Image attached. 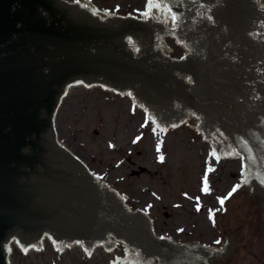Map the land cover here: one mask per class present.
Returning <instances> with one entry per match:
<instances>
[{
    "label": "water",
    "instance_id": "water-1",
    "mask_svg": "<svg viewBox=\"0 0 264 264\" xmlns=\"http://www.w3.org/2000/svg\"><path fill=\"white\" fill-rule=\"evenodd\" d=\"M160 2L176 26L155 8L138 20L89 8V0H0V264L9 241L41 250V235L59 251L79 238L87 257L100 241L122 244L124 257L107 264H210L232 255L225 234L218 251L155 239L146 211L126 214L124 201L60 151L52 118L76 79L139 101L158 132L193 116L201 141L218 144L216 156H241L235 192L258 193L264 206V0ZM171 24L186 43L167 35L168 48H153Z\"/></svg>",
    "mask_w": 264,
    "mask_h": 264
},
{
    "label": "rangeland",
    "instance_id": "rangeland-1",
    "mask_svg": "<svg viewBox=\"0 0 264 264\" xmlns=\"http://www.w3.org/2000/svg\"><path fill=\"white\" fill-rule=\"evenodd\" d=\"M89 4L117 14L139 15L144 10L143 0ZM131 109L136 112L137 107L128 95L69 84L55 113L56 137L101 181H114L132 207L147 210L159 234H170L178 244L197 243L217 251L225 234L233 242L232 255H223V261L209 258L210 264H264V206L259 194L232 192L235 182H241L239 171H244L241 156L215 155L216 165H209L205 157L211 141H201L199 130H193V116L158 132L156 124ZM206 174L207 192L202 190ZM61 250L50 247L47 238L41 250L21 251L13 245L9 262L107 264L124 257L122 244L109 252L97 247L89 257L79 247Z\"/></svg>",
    "mask_w": 264,
    "mask_h": 264
},
{
    "label": "bare ground",
    "instance_id": "bare-ground-1",
    "mask_svg": "<svg viewBox=\"0 0 264 264\" xmlns=\"http://www.w3.org/2000/svg\"><path fill=\"white\" fill-rule=\"evenodd\" d=\"M64 2H68V3H72V4H76V5L82 6V1H78V0L77 1H71V2L70 1H64ZM89 8H94V7H92L89 4ZM124 17L130 18L129 16H124ZM136 19L139 20V18H136ZM76 85L88 86V87H91V86H100L99 82L76 83ZM105 89H110V87L105 88ZM132 102H133L134 105H136L137 109H136V112H134L133 109L129 110V112L130 113H135L136 116H138V114H142V116H145L146 117V115H145V113H144V111H143V109H142L139 101H132ZM138 106H139V108H138ZM210 148L211 149H209L208 146H207V149H206V157L205 158H206L207 161L210 160L209 165H212L213 166V165H216V161H215L216 158L213 155H211V153L213 152V148H218V144H216L214 142H211L210 143ZM66 150L67 149H63V148L60 149V151H62L64 153H68L71 156L73 154L74 157L80 159L78 165L79 166H83L85 168V170H86V172H87V174H88L89 177L95 178V180L97 182V185L104 184V187H105V189H106L107 192L111 193L115 197H117L120 200H122V201L125 202L126 214L146 211V219H151V216H150V214H149V212L147 210L143 209L142 207H132L131 206V203L129 202V200L127 199V197L119 190V188H117L114 185V181H108L106 179H105V182L104 181H101V179L99 178L98 174H96L90 168L86 167L87 163H86L85 160H83L82 157H80L78 154H74L73 152H70V151L68 152ZM198 208L203 209L202 206H200V205L198 206ZM149 234H155V239L167 238L170 241H172L174 244H178L170 234H168L166 232L165 233L163 232L162 234H159L157 232L155 226H154L153 220H151ZM46 238L48 239V236L47 235H42L41 236V247H43L45 245ZM13 245H14V242L9 241L7 258H4V263H6V264H10V262H9V253H10V250L13 248ZM180 245H186V246H192V247H198V248H200L199 244H197V243H195V244H180ZM117 246H115L114 248L116 249ZM71 247H79L81 249L80 242H79V238H75V244L67 245V246H62L61 249L71 248ZM97 247H101V241L99 243H97L95 246H93L91 249H89V253L92 251V249H95ZM27 249L30 250V248H27ZM104 249H105L106 252H109L110 250H112V248H107V247H104ZM35 250H39V249H35ZM83 251L85 253L87 252V250H83Z\"/></svg>",
    "mask_w": 264,
    "mask_h": 264
},
{
    "label": "snow or ice",
    "instance_id": "snow-or-ice-1",
    "mask_svg": "<svg viewBox=\"0 0 264 264\" xmlns=\"http://www.w3.org/2000/svg\"><path fill=\"white\" fill-rule=\"evenodd\" d=\"M153 8H155L157 10L167 9V12L169 14L172 13V9L169 8L167 4L160 3V0H147L146 11L143 13V15L145 17H148L151 14ZM170 18H171V21H172L173 25L176 26L177 25L178 17L175 14H171ZM157 151L159 152V148H157ZM211 155H213L215 157V155H216L215 151H213L211 153ZM160 159L163 160V157H160ZM208 171H212V169H208ZM203 183H204L205 187L202 190L205 191V192H207L208 191V189H207V184H208L207 174L203 178ZM261 183H264V174H262V176H261ZM238 187H239V185H237L236 187H234L232 189V192H235ZM232 192H230L228 195L231 196L232 195ZM219 203L221 205H223L224 199L223 198L219 199ZM216 243H219V241H217Z\"/></svg>",
    "mask_w": 264,
    "mask_h": 264
}]
</instances>
